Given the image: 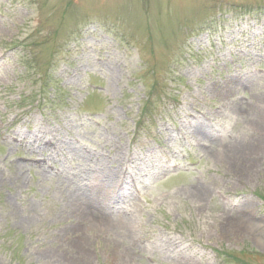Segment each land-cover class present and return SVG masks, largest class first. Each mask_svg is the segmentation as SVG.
I'll return each mask as SVG.
<instances>
[{"label": "rangeland", "instance_id": "obj_1", "mask_svg": "<svg viewBox=\"0 0 264 264\" xmlns=\"http://www.w3.org/2000/svg\"><path fill=\"white\" fill-rule=\"evenodd\" d=\"M263 136L264 0H0V264H264Z\"/></svg>", "mask_w": 264, "mask_h": 264}, {"label": "bare ground", "instance_id": "obj_2", "mask_svg": "<svg viewBox=\"0 0 264 264\" xmlns=\"http://www.w3.org/2000/svg\"><path fill=\"white\" fill-rule=\"evenodd\" d=\"M263 145H264V138H261V139L259 138L256 142L253 143V148L254 149H256V148L259 149ZM228 161H229V159H228ZM228 161H226L225 164ZM230 164L233 165V163H229V165ZM234 168L236 169V167H234ZM230 169H231V165H230V167L228 166L227 170L231 171ZM240 170H242V169H240ZM89 188L90 189H89V191L86 194L87 195L86 196L87 197V203L84 204L86 206L85 207V211L86 212L83 213L84 214V217H86V216L89 217L90 216V218L98 219L97 220L98 222L99 221L100 222L107 221V218L102 213L101 208H102V204L105 202L103 200H106L105 198L108 197V194H109L108 189L109 188L107 186H99V187L92 186V187H89ZM201 193H202V196H204L205 193H206V190L202 191ZM232 216H234V215H232ZM121 220L122 219H119V221H121ZM239 223H240V220L239 219L232 218V219L226 220L225 225H226V227L228 229L234 230L235 228L237 229V227L238 228L240 227V224ZM110 224H108V222H107V225H110ZM117 224H119V223H117Z\"/></svg>", "mask_w": 264, "mask_h": 264}]
</instances>
